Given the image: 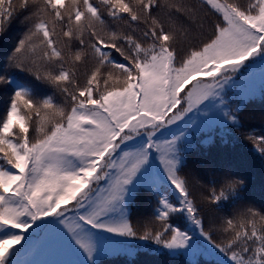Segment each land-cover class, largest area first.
I'll list each match as a JSON object with an SVG mask.
<instances>
[{
  "label": "snow or ice",
  "instance_id": "snow-or-ice-1",
  "mask_svg": "<svg viewBox=\"0 0 264 264\" xmlns=\"http://www.w3.org/2000/svg\"><path fill=\"white\" fill-rule=\"evenodd\" d=\"M0 47V264H97L138 236L141 194L139 239L264 264V207L220 215L242 181L183 174L264 86V0H0Z\"/></svg>",
  "mask_w": 264,
  "mask_h": 264
},
{
  "label": "trees",
  "instance_id": "trees-1",
  "mask_svg": "<svg viewBox=\"0 0 264 264\" xmlns=\"http://www.w3.org/2000/svg\"><path fill=\"white\" fill-rule=\"evenodd\" d=\"M245 2V0H241ZM21 31V25L13 24V35ZM6 47V46H5ZM3 49L0 47V53ZM3 111V97L0 96V112ZM242 128L237 129L230 124L226 132L216 130L209 134H202L197 138L195 148L185 156L187 167L184 169L190 181L194 183V190L200 185L211 187L210 181L219 180L228 173L230 178L242 181L240 185V200L229 202L226 209L220 213L231 217L238 209L245 206L260 209L264 207V153L247 135H264V86L257 88L246 100L243 112L240 113ZM195 181H199L198 184ZM154 202L146 194H141L130 205V220L139 234L145 230L154 231L159 227L152 219ZM134 248L132 255L123 251L110 252L98 257L97 264H190L193 259H199L200 264H206L203 256L192 257L185 255H171L166 251L155 249L154 241L143 243H129Z\"/></svg>",
  "mask_w": 264,
  "mask_h": 264
},
{
  "label": "rangeland",
  "instance_id": "rangeland-1",
  "mask_svg": "<svg viewBox=\"0 0 264 264\" xmlns=\"http://www.w3.org/2000/svg\"><path fill=\"white\" fill-rule=\"evenodd\" d=\"M251 93H250V96L252 95V93L257 89V88H260L262 87V84L260 82V79L257 77L255 79V81L251 84ZM227 125L225 126V128L222 130L223 132H226L227 130ZM221 132L220 129H217ZM115 239L121 241V244L119 245V251H123L126 255H132L133 254V251H134V248L129 245V243H132V242H140V243H143L144 240H141V239H133L131 237H128V238H124V237H116ZM154 245H155V249L157 250H161V251H166L169 253V250L168 249H165L163 248L162 245H157L155 242H154Z\"/></svg>",
  "mask_w": 264,
  "mask_h": 264
}]
</instances>
